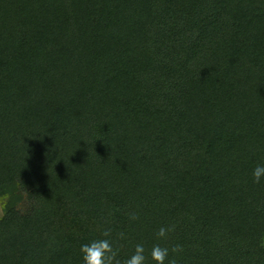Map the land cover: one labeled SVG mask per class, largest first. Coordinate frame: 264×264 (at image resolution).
I'll return each mask as SVG.
<instances>
[{"label": "trees", "instance_id": "obj_1", "mask_svg": "<svg viewBox=\"0 0 264 264\" xmlns=\"http://www.w3.org/2000/svg\"><path fill=\"white\" fill-rule=\"evenodd\" d=\"M258 163L264 0H0V264H264Z\"/></svg>", "mask_w": 264, "mask_h": 264}, {"label": "clouds", "instance_id": "obj_2", "mask_svg": "<svg viewBox=\"0 0 264 264\" xmlns=\"http://www.w3.org/2000/svg\"><path fill=\"white\" fill-rule=\"evenodd\" d=\"M252 177L254 183H261L264 181V163H258L252 170ZM131 219L135 220L136 217L132 216ZM171 226H161L156 236L160 239H166L168 233L172 231ZM103 238H96L87 243L81 244L80 254L82 264H121L118 258V250L113 246L112 240L109 238L111 235L110 229H104L102 232ZM124 238V233L120 234ZM179 246H173L171 249L167 246H162L160 243L152 244L151 248L147 250L143 243H137L134 247L133 253L123 260V264H147L150 258L155 264H165L168 260L170 251H179ZM169 264H175L174 261H169Z\"/></svg>", "mask_w": 264, "mask_h": 264}, {"label": "rangeland", "instance_id": "obj_3", "mask_svg": "<svg viewBox=\"0 0 264 264\" xmlns=\"http://www.w3.org/2000/svg\"><path fill=\"white\" fill-rule=\"evenodd\" d=\"M7 199H8L7 196H0V216L4 212L3 206H4V204H5V202H6ZM19 206H20V208H22V202L19 203Z\"/></svg>", "mask_w": 264, "mask_h": 264}]
</instances>
